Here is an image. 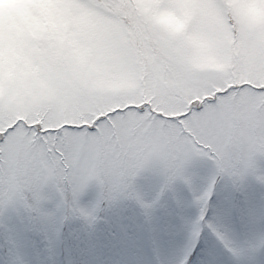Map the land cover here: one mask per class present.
<instances>
[{
  "label": "snow or ice",
  "instance_id": "1",
  "mask_svg": "<svg viewBox=\"0 0 264 264\" xmlns=\"http://www.w3.org/2000/svg\"><path fill=\"white\" fill-rule=\"evenodd\" d=\"M200 164L213 174L179 264L204 226L234 257L264 250L203 223L218 177L264 185V0H0V216L92 227L105 203L153 206L144 173L158 200Z\"/></svg>",
  "mask_w": 264,
  "mask_h": 264
},
{
  "label": "rangeland",
  "instance_id": "2",
  "mask_svg": "<svg viewBox=\"0 0 264 264\" xmlns=\"http://www.w3.org/2000/svg\"><path fill=\"white\" fill-rule=\"evenodd\" d=\"M191 190L177 181L161 192L163 178L146 172L137 181V190L149 209L135 201L103 204L99 219L90 227L73 218L62 225L57 219L32 227L21 211L0 216V264H179L193 246L190 240L200 209L194 196L206 188L213 170L200 164L194 170ZM97 192L90 188L81 204L91 207ZM49 209L52 205H47ZM224 232L233 246L248 249L264 238V185L249 177L236 188L227 177H218L206 220ZM61 228L59 242L50 247L45 232L54 235ZM190 264H264V250L234 257L204 226L200 231Z\"/></svg>",
  "mask_w": 264,
  "mask_h": 264
}]
</instances>
